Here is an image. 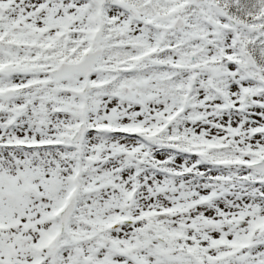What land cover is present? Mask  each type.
Returning a JSON list of instances; mask_svg holds the SVG:
<instances>
[{
    "label": "snow or ice",
    "instance_id": "snow-or-ice-1",
    "mask_svg": "<svg viewBox=\"0 0 264 264\" xmlns=\"http://www.w3.org/2000/svg\"><path fill=\"white\" fill-rule=\"evenodd\" d=\"M0 264H264V0H0Z\"/></svg>",
    "mask_w": 264,
    "mask_h": 264
}]
</instances>
